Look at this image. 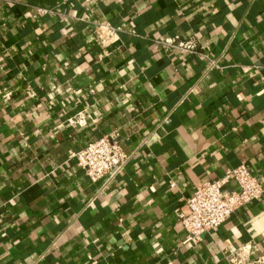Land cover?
Listing matches in <instances>:
<instances>
[{"label":"crops","instance_id":"1","mask_svg":"<svg viewBox=\"0 0 264 264\" xmlns=\"http://www.w3.org/2000/svg\"><path fill=\"white\" fill-rule=\"evenodd\" d=\"M103 20L118 38L102 54ZM191 34L216 67L154 43ZM113 130L129 159L92 182L69 154ZM240 162L261 196L183 244L174 208ZM238 248L264 256V0H0V264H228Z\"/></svg>","mask_w":264,"mask_h":264},{"label":"built area","instance_id":"2","mask_svg":"<svg viewBox=\"0 0 264 264\" xmlns=\"http://www.w3.org/2000/svg\"><path fill=\"white\" fill-rule=\"evenodd\" d=\"M92 37L100 45L102 54L107 53L109 46L118 38V28L105 20L95 21ZM154 41L164 50L199 55L205 60L208 69L217 66L208 50L199 45L194 34L181 39L176 36H165ZM86 117L87 113L79 111L69 116L67 120L82 126ZM69 157L75 160L76 165L90 181L95 182L103 176L113 178L120 173L129 159V154L123 150L118 134L113 130L89 140L83 147L71 152ZM228 183H233L235 187L223 189V185ZM169 185H173V182ZM262 192L261 184L245 162L225 170L218 179L201 182L179 206L174 208L176 220L185 231L182 243H197L204 232L221 226L232 212L258 199ZM224 258L228 264H264V256L244 260L241 248L225 252Z\"/></svg>","mask_w":264,"mask_h":264}]
</instances>
